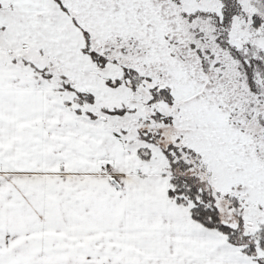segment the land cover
Instances as JSON below:
<instances>
[{
    "label": "snow or ice",
    "instance_id": "snow-or-ice-1",
    "mask_svg": "<svg viewBox=\"0 0 264 264\" xmlns=\"http://www.w3.org/2000/svg\"><path fill=\"white\" fill-rule=\"evenodd\" d=\"M0 264H264V0H0Z\"/></svg>",
    "mask_w": 264,
    "mask_h": 264
}]
</instances>
